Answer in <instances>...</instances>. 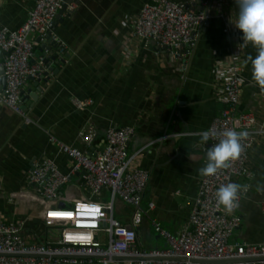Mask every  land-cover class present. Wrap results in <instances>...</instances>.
<instances>
[{
    "label": "crops",
    "instance_id": "obj_1",
    "mask_svg": "<svg viewBox=\"0 0 264 264\" xmlns=\"http://www.w3.org/2000/svg\"><path fill=\"white\" fill-rule=\"evenodd\" d=\"M150 1L72 0L74 9L61 14L56 22V33L67 47L61 56L64 63L57 62L59 56L52 62L56 74L38 84L39 92L32 80L22 89L25 97L37 93L36 101L25 100L29 102L25 111L29 123L0 105V212L7 220H24L22 236L27 243L42 244L57 237L43 222L46 203L27 181L31 164L45 158L53 160L63 173L69 171L71 162L57 152L50 135L87 153L92 148L76 137L81 128L93 126L96 143L110 126L133 128L127 155H136L132 166L149 173L140 204L146 214L136 229V245L150 251L166 247L151 219L174 235L188 222L207 153L201 135L223 109L217 101L222 85L218 73L227 74L234 62L242 80L236 114H252L264 130V92L252 80L251 63H246L257 53L251 44L243 43L242 33L234 25V0H208L210 17L184 70L168 51L132 35L139 10ZM33 4L34 0H0V30L20 28ZM29 38L38 41L34 34ZM43 46L50 47H35L36 58ZM54 53L50 47L48 54ZM74 97L90 99L92 104L77 110L71 103ZM247 166L251 179H235V183L249 185V191L240 202L242 223L231 241L259 244L264 242L260 211L264 191L257 190L264 185V133L254 137ZM85 197L89 194L76 175L60 194L66 205ZM149 203L152 210H148ZM133 210L114 199L113 216L123 225H130ZM100 237L106 246L105 236Z\"/></svg>",
    "mask_w": 264,
    "mask_h": 264
},
{
    "label": "built area",
    "instance_id": "obj_2",
    "mask_svg": "<svg viewBox=\"0 0 264 264\" xmlns=\"http://www.w3.org/2000/svg\"><path fill=\"white\" fill-rule=\"evenodd\" d=\"M64 2L65 0H34L33 7L20 28L15 31L5 28L0 30V68L3 69L5 81L4 88L0 91V105L20 116L24 124L29 123V118L21 108L22 89L27 80L35 81L42 75L44 61L50 56V48L43 46L41 55L36 58L34 48L39 44H51L54 54L60 57L57 62L62 60L64 63L61 56L66 53L67 47L56 33L55 21ZM71 4L67 11L74 9ZM196 4L201 6V11L194 9ZM208 7V0L197 3L195 0L190 3L151 0L139 10L132 35L146 44L154 43L158 48L168 51L172 58L180 61V68L184 70L199 33L210 17ZM31 34L38 37L37 42L30 40ZM239 75L240 68L235 62L231 64L227 74L218 73L222 85L217 101L223 105V109L205 131L209 133L205 143L209 145L208 150L223 138V131L232 129L244 132L246 135L240 141L241 154L227 169H221L213 176L200 178L188 222L179 233L174 235L151 219L154 232L165 241L164 249L143 251L136 245V229L146 214L140 204L149 173L132 166L136 155H127L133 128L110 126L101 142L96 143L95 128L87 126L81 128L76 136L85 147L92 148L87 153L49 136L57 152L71 162L67 173L60 171L53 160L46 158L33 162L27 173L28 184L46 203L44 225L48 229H54L57 237L42 244L27 243L22 236L24 220H7L0 212V264H91L94 260H100L103 264H264V259L229 262L264 258V242L251 244L231 241L234 231L241 226L242 217L238 210L249 188L247 192L241 191L239 206L232 214L225 213L215 195L221 186L235 183L237 178L251 179L247 166L249 152L254 137L258 133H264L263 126H257L252 114H236L242 88ZM71 103L75 109L82 110L90 106L92 101L74 97ZM206 163L207 159L205 165ZM74 175L80 178L81 186L89 197L66 205L60 194ZM102 193H108L109 200H101L98 195ZM115 198L133 207L129 226L114 218ZM62 203L65 205H61ZM153 207L152 203L148 204V210ZM260 211L264 215V202ZM100 235L105 236L106 246L102 244ZM37 255L46 257H32ZM111 256L139 257L142 260L111 262ZM221 261L225 263H218Z\"/></svg>",
    "mask_w": 264,
    "mask_h": 264
},
{
    "label": "clouds",
    "instance_id": "obj_3",
    "mask_svg": "<svg viewBox=\"0 0 264 264\" xmlns=\"http://www.w3.org/2000/svg\"><path fill=\"white\" fill-rule=\"evenodd\" d=\"M237 7L235 27L242 33L245 45L251 44L256 49V56H249L246 63H251V77L261 92H264V0H234ZM219 143L212 145L206 153L207 163L199 169L202 176H213L221 169H227L230 163L237 160L242 151L241 139L246 133L232 129L223 131ZM208 132L201 135V142H206ZM249 186L239 183H228L216 192L219 205L226 214L239 206L240 193L247 192ZM258 191H264V185L257 186Z\"/></svg>",
    "mask_w": 264,
    "mask_h": 264
},
{
    "label": "water",
    "instance_id": "obj_4",
    "mask_svg": "<svg viewBox=\"0 0 264 264\" xmlns=\"http://www.w3.org/2000/svg\"><path fill=\"white\" fill-rule=\"evenodd\" d=\"M72 3V0H65L64 4H63V7L62 9L58 12L56 18H55V21L57 22V20L59 19L60 15L63 14L64 12L67 11V7ZM194 9L196 11H201L202 8L201 7H195L194 6ZM51 45V44H50ZM49 45V46H50ZM50 48V47H48ZM57 58V54H54V55H50L49 57H47L44 61V68H43V73L42 75L35 80V83H34V87L37 88V92L40 91V88L38 87V84L41 82V81H48L49 78H50V74H56V70H53V68L51 67V63L53 61H55ZM60 63H62V60H60ZM0 85L2 86V89L4 88V85H5V81H4V76H3V69L0 68ZM37 94V93H36ZM36 94H32L30 92V96H23V93L21 94V108L26 111V107L29 106V102L25 101L27 99V97L30 99V101H36L35 100V96ZM209 145H206V148H208ZM32 257H37V258H45L46 256H40V255H37V256H32ZM80 258V257H79ZM82 258H87V257H82ZM94 259H97L95 257H93ZM107 259V258H105ZM264 258H260V259H242V260H235V261H229L231 263H235V262H247V261H259V260H263ZM111 262H122V261H138V260H142V258H139V257H130V256H111L110 258ZM149 260H157V259H149ZM168 260H172V259H168ZM193 262H197L196 260H192ZM218 263H225V261H221V262H218Z\"/></svg>",
    "mask_w": 264,
    "mask_h": 264
},
{
    "label": "rangeland",
    "instance_id": "obj_5",
    "mask_svg": "<svg viewBox=\"0 0 264 264\" xmlns=\"http://www.w3.org/2000/svg\"><path fill=\"white\" fill-rule=\"evenodd\" d=\"M98 197L103 200V201H107L109 198V194L108 193H102L100 195H98Z\"/></svg>",
    "mask_w": 264,
    "mask_h": 264
}]
</instances>
